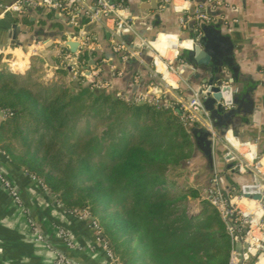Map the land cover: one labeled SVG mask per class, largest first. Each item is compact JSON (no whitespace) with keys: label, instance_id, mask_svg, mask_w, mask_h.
Listing matches in <instances>:
<instances>
[{"label":"trees","instance_id":"trees-1","mask_svg":"<svg viewBox=\"0 0 264 264\" xmlns=\"http://www.w3.org/2000/svg\"><path fill=\"white\" fill-rule=\"evenodd\" d=\"M196 27L205 31L202 22ZM179 57L187 59L184 51ZM88 58L77 55L72 86L44 91L26 82L30 73L0 69V108L10 111L0 121V150L41 178L66 209H88L121 264H226L231 239L219 213L199 187H180L171 176L176 169L189 175L192 123L171 108L119 95L112 82L93 88L81 74ZM68 73L63 65L55 71ZM78 127L88 137L75 136ZM198 198L199 211L190 212V199Z\"/></svg>","mask_w":264,"mask_h":264},{"label":"crops","instance_id":"crops-1","mask_svg":"<svg viewBox=\"0 0 264 264\" xmlns=\"http://www.w3.org/2000/svg\"><path fill=\"white\" fill-rule=\"evenodd\" d=\"M13 1L0 0V5H8ZM65 1L66 9L60 13L56 10L29 7L20 14L4 12L0 15V69H7L26 78L29 72H33L30 70L34 66L35 70L29 77H38L37 82L41 86L53 82L69 83V70L63 78L55 74V65L60 66L59 54L64 53L61 51V43L65 37L58 41V37L51 33H63L61 15H67L69 9H75L78 13L77 20L82 19L81 25L78 22L74 25L75 30L89 32L86 46L92 51L91 54L87 52L89 58L81 73L85 71L84 67L89 65L90 60L101 57L96 67L101 62L113 61L110 68L117 66V71L108 73L99 68L97 77L108 83L112 82L118 88V93L123 92L124 97L136 98L139 94L156 97L153 91L159 82L164 87L167 85L166 90L170 91L173 99L185 102L193 84L206 87L210 72L206 65L193 61L192 55L188 53L191 48L179 45V40H189L181 38V35H191L192 29L187 26L175 34L180 27L178 18L183 13L178 12L174 6L178 9L187 8L188 20L192 18L189 9L193 4L195 7L198 4H212L218 16L205 21V31H200L204 42L197 47L203 49L207 43L221 55L229 53L230 60L224 63L220 72L226 77L223 84L236 87L231 105L236 112L233 122L228 126L226 138L220 140L218 159L214 150L212 159H209L196 143L197 135L190 132L193 140L192 160L186 169L191 179L189 185L199 187L203 193L215 175H223L221 170L224 165L236 162L234 154L228 159L225 157L233 151L226 142L231 137L248 142L240 148L241 152L249 155V151H255L264 159V0H163L156 10L140 9L143 3L150 4L151 0H112L122 4L119 11L121 16L133 20L132 30L125 33H130L132 38L138 37L141 43L145 40L151 41L148 38L153 36V45L163 52V58L155 61V64L152 48L147 49L145 54L130 51L129 57L106 59L104 53L112 56L120 49L109 44L113 38L123 41L119 35L113 34L114 23L110 20L94 22L85 17L95 7L94 0ZM198 23L200 21L194 28H197ZM13 26L17 30L14 37L8 39V32L13 30ZM107 31L112 33L110 40L106 37ZM45 33L50 35H45L43 39ZM223 35L228 37L224 39V44L221 42ZM46 40L53 42L48 48L44 47ZM122 45L127 47L126 43ZM142 48L144 49V45ZM182 51L187 59L179 57ZM175 57L196 67L189 79L184 80L177 73L166 69V62H171ZM35 60H38L36 66ZM91 69H95V66H91ZM171 109L179 115L178 111ZM225 172L227 178L223 179V186L229 185L231 190L239 186L240 181L234 174L233 167ZM0 173L17 190L20 197V202L17 203L0 180V264H52L59 254L78 264H104L107 254L99 240L101 234L93 226L91 218H80L66 209L50 191L44 190L37 180L32 179L21 166L12 163L1 150ZM196 203L200 205L199 199ZM199 209L200 207L193 212H198ZM61 228L68 232L72 247H68L59 236ZM37 233L42 236L41 239H37Z\"/></svg>","mask_w":264,"mask_h":264},{"label":"built area","instance_id":"built-area-1","mask_svg":"<svg viewBox=\"0 0 264 264\" xmlns=\"http://www.w3.org/2000/svg\"><path fill=\"white\" fill-rule=\"evenodd\" d=\"M68 2H74L75 0H67ZM170 0H166L169 2ZM65 0H14L8 5H0V15L4 12L13 13H23L29 7H39L49 10H65L66 9ZM95 7L89 13V20L94 22H100L101 20H110L114 23V28L112 32L114 35H118L117 32L121 31L123 33L132 30V18L121 16L119 14L122 8L121 3H115L112 0H94ZM205 5L198 4L195 7V12L193 17L198 21H210L211 17L200 13ZM178 12H182L178 18L179 25L181 29L187 27V8L178 9L174 6ZM67 16L69 17V22L73 25H77L78 13L75 9H69L67 11ZM200 32L195 36V40H179V45L181 47L193 48V46L199 45ZM65 40L61 43L64 46ZM84 45L88 44V40L82 42ZM62 47V46H61ZM60 47V48H61ZM123 45L118 46L121 48ZM154 51V64L155 61L163 58V52L153 45L152 41L144 42V49H151ZM76 58L72 59V54L66 51L59 54V65H63L70 68L73 76L77 75L79 72V63ZM55 67H58L55 65ZM166 69L175 72L170 67V62H166ZM99 67L91 69V76L95 78L92 82L93 88H105L108 87V81H103L98 75ZM176 73V72H175ZM83 74V72L81 73ZM84 75V74H83ZM85 76V75H84ZM88 79L87 76H85ZM164 79L163 76L161 77ZM167 85H165V88ZM136 99L138 100H148L153 103L158 102L157 97H147V95L139 94ZM182 121L185 124L188 123H198L199 125L208 129L212 135H214V130L209 120V113L204 108L202 102L199 99L197 93L194 96L185 101L181 102L180 105ZM10 114L8 109L0 108V119L6 118ZM230 147H232V153L235 155L236 163L233 166L237 172L245 174L251 171L253 174H257L264 178V162L263 156L255 153V151H249L245 154L240 151V148L247 145L248 142H241L235 137L226 139ZM32 179L37 180L41 187L48 191L46 185L37 176L29 174ZM0 180L3 187L8 190L10 195L15 199L17 203L20 202V197L17 190L11 185V183L0 173ZM204 198L209 201V203L217 210L221 219L223 220L226 230L231 239V248L229 251L228 259L226 264H264V199L262 201H255L251 198L244 197L240 193H237L235 189L232 192L226 194L219 186L218 177L215 175L211 180L209 187L203 190ZM77 216L80 218H90V212L86 209L76 212ZM93 226L100 233V229L96 221H92ZM35 229V228H34ZM36 230V229H35ZM59 236L64 240L68 247H72L73 243L69 237L68 232L61 228L59 229ZM37 239H41L42 236L37 233ZM101 237V238H100ZM99 240L101 246L106 251L107 260L104 264H121L119 260L113 255L111 249L107 245V242L100 235ZM52 264H78L71 261L64 255H57Z\"/></svg>","mask_w":264,"mask_h":264},{"label":"water","instance_id":"water-1","mask_svg":"<svg viewBox=\"0 0 264 264\" xmlns=\"http://www.w3.org/2000/svg\"><path fill=\"white\" fill-rule=\"evenodd\" d=\"M91 1V0H90ZM163 0H151V3H143L141 5V10H156L158 8V5L162 3ZM57 13H60V10H56ZM195 12V5L193 4L189 9V14L192 16L191 19L187 20V26L192 29L191 35H181V38H189L193 41L195 40V36L198 34L199 30L197 28H194V25L197 23V20L193 17ZM200 13L206 14L210 17H216L218 16L216 14V10L213 9L212 4H206L202 9H200ZM81 14H84L83 11H81ZM86 18H89V14L85 15ZM78 25L82 24V19L77 20ZM207 25L205 21H200ZM61 25L64 27L63 33H51V35H55L58 37V41H62L65 37L64 42V48L69 51L72 54V59L76 58V54L79 53H85L88 52L89 54L92 53V51L86 46L82 45L81 43L87 39L89 36V32L84 30H75V26L69 22V17L67 15H61ZM17 30L16 26H13V30L8 32V39L11 37H14V33ZM181 27H179L176 33L181 32ZM45 32V31H44ZM221 32V30H220ZM117 34L123 39V41L119 38H113L112 42L109 44L111 47H118L122 45V43H126L127 47L123 46L121 47L118 52L115 55H112L110 53H104V56L106 59H109L110 57L115 58H122L124 56L129 57L130 51L134 52H141L143 54L146 53V50L142 48L144 43H141L140 39L138 37L132 38L129 40L128 38L132 36L130 33H123L121 31H118ZM49 36V33H45L42 37L45 39ZM112 36L111 31H107L106 37L108 40H110V37ZM72 37H75V39H72ZM227 39L228 37L226 35L222 36L221 42L224 44V39ZM153 36L149 37L148 40L152 41ZM225 39V40H226ZM201 40V36L199 38V43ZM46 43H44V47L48 48L52 45V40H46ZM189 54L192 55L193 61L196 60L197 63L206 65L207 70L210 72V75L208 76L209 79L207 81L206 87H201L199 85H192V89L190 90L189 95L187 96V100L191 99L195 93L198 94L200 101L202 102L204 108L208 111L209 114V120L211 122V125L214 130V135L211 134V132L206 129L205 127L199 125L198 123H192V132L194 135H197L196 137V143L200 145L201 149L206 152L209 159H212V150H214L216 158L219 157V151H220V140L226 138V132L229 130L228 125L231 123L229 120V117L235 113V109L231 108V105L233 103V94L236 90V87L234 85H228L223 84L222 81L225 80V76L220 72L221 67L224 66V63H228L230 60L229 54H223L217 52V50L211 46L210 44L206 43V46L201 49L197 46H193L191 50L188 51ZM101 57H96L93 60L89 61V65L84 67L85 71L83 74L88 77V80L90 83H92L95 78L91 76V66L96 67V63L98 61H101ZM150 60V58H147ZM194 63V62H193ZM113 64V61H108L107 63L101 62L99 64V68L101 71L112 73L117 71V66L114 69H111L110 66ZM117 64V63H116ZM170 67L172 70H174L177 75H179L182 79L186 80L189 79V76L194 72V65L190 66L186 62H182L178 59V57H175L170 62ZM196 68V67H195ZM70 71V68H68ZM219 72V73H218ZM218 73V74H217ZM227 80V79H226ZM232 83V82H231ZM154 95L158 98L157 104L162 107H171L174 110L178 111L179 115H181V101H177L173 99L170 95V91L166 90V88L159 82L156 83L155 89H154ZM163 93V95H162ZM177 93V91L175 92ZM119 95L123 96V92H120ZM222 102V103H221ZM224 105V106H222ZM228 108L227 110H224L223 108ZM197 133V134H196ZM213 141L215 143L213 144ZM231 156H233V153H229L228 155H225V157L228 159ZM236 163V162H235ZM235 163H228L224 165L223 169L221 170V174L218 176V182L220 188L226 193L232 192L231 186L226 185L223 186L222 182L223 179L227 178V174H225L227 170H231V168L235 165ZM234 174L239 179L240 183L239 186H236L235 190L237 193H240L244 197L251 198L255 201H262L264 199V178L260 177L257 174H253L251 171L241 174L237 172L235 169H233Z\"/></svg>","mask_w":264,"mask_h":264},{"label":"rangeland","instance_id":"rangeland-1","mask_svg":"<svg viewBox=\"0 0 264 264\" xmlns=\"http://www.w3.org/2000/svg\"><path fill=\"white\" fill-rule=\"evenodd\" d=\"M44 62V61H43ZM38 65V60H35V66ZM2 66H5V65H2ZM39 69V68H38ZM41 69V68H40ZM34 72V71H33ZM33 72L31 74H33ZM30 73V72H29ZM30 74V75H31ZM37 75V74H36ZM73 74L71 72V80L69 81V83H66V82H53L52 84H43V86H41L39 84V82H37V79L38 77L35 79H33L32 76L26 78V82L31 86V88L35 91H44L45 87H48L49 90L50 89H55L56 87H58V83H62L64 85H68V86H72V81H73ZM35 81V82H34ZM181 116V115H180ZM89 120V119H88ZM91 134V133H90ZM78 135V138L81 136V137H84L86 135V137H88L89 134H86V131L83 129V127H78V129H76V132H75V136ZM171 176L173 177V179L176 181V183L180 186V187H189V183L191 182V179H190V176L188 174H186L185 172L183 171H179V170H172L171 171ZM41 181L42 179L39 178ZM203 193L201 192V198H204V195H202ZM200 199V198H198ZM197 199V200H198ZM200 207V205H198V203H196V200H191L190 199V202H189V205H188V210L190 212H193L195 211L196 209H198ZM86 209V208H85ZM82 210V209H81ZM88 210V209H86Z\"/></svg>","mask_w":264,"mask_h":264},{"label":"bare ground","instance_id":"bare-ground-1","mask_svg":"<svg viewBox=\"0 0 264 264\" xmlns=\"http://www.w3.org/2000/svg\"><path fill=\"white\" fill-rule=\"evenodd\" d=\"M15 68H19V67H15ZM263 162H264V159H263Z\"/></svg>","mask_w":264,"mask_h":264}]
</instances>
